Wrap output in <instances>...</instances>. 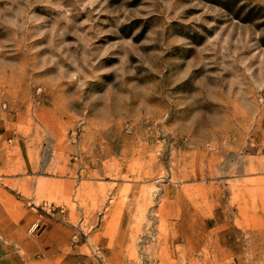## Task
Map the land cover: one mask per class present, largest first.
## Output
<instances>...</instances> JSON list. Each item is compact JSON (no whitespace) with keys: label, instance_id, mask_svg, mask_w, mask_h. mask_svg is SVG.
<instances>
[{"label":"rangeland","instance_id":"obj_1","mask_svg":"<svg viewBox=\"0 0 264 264\" xmlns=\"http://www.w3.org/2000/svg\"><path fill=\"white\" fill-rule=\"evenodd\" d=\"M0 264H264V0H0Z\"/></svg>","mask_w":264,"mask_h":264}]
</instances>
